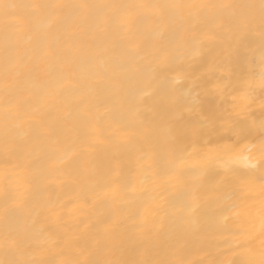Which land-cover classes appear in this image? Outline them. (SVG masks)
Here are the masks:
<instances>
[{"label":"bare ground","instance_id":"6f19581e","mask_svg":"<svg viewBox=\"0 0 264 264\" xmlns=\"http://www.w3.org/2000/svg\"><path fill=\"white\" fill-rule=\"evenodd\" d=\"M2 2L253 5L250 11L256 25L252 31L236 35L225 30V36L205 47L204 55L194 59L181 56L175 71L140 82L141 96L146 94L136 104L140 123L126 131L131 143L117 148L104 139L119 126L108 114L123 111L132 102L127 96L132 68L122 57L120 46H106L103 39L93 43V37L101 33L93 30L85 34L76 21L68 29L73 34L69 38L55 29L54 20V27L46 30L27 10L9 17L19 23L18 51L28 50L17 92L28 103L21 119L16 120V107L6 103L5 86L12 83V76H5V18L0 11V260L19 258L6 250V230L34 221L47 233L63 237L62 253L46 244L33 249L35 258L45 264L84 258L101 264L110 260L183 264H248L255 260L258 264L264 241V188L260 181L248 179L247 170L239 168L236 183L221 186L223 169H204L197 164L204 154L214 155L210 150L218 146L227 144L240 150L259 136V124L264 121V90L259 87L261 0ZM45 33L47 39L38 48L34 42ZM158 39L155 32L137 39L136 47L145 46L141 56H146L147 42ZM54 51L55 61L70 69L62 81L65 91L58 98L45 97L38 105L34 93L49 78L46 69ZM137 60L147 62L141 57ZM118 64L123 67L118 68ZM165 77L168 80L162 84ZM248 83L255 89L251 100L244 96ZM176 99L178 107L172 104ZM36 108L40 109L39 116L32 115ZM237 113L239 119L254 126L248 141L237 142L235 136L219 128L206 129L198 139L189 135L190 128L200 126L205 118L235 117ZM41 120L43 127L39 126ZM48 125L54 134H49ZM38 128L43 133L40 140H33L22 153L11 151L14 135L21 142L23 137L18 133L34 134ZM150 130L154 133L151 139L146 137ZM171 136L177 137L180 151H172L168 144ZM65 154L71 159L61 163L60 156ZM178 156L184 158L182 173L173 171L180 163ZM193 205L197 211L190 216L188 209ZM81 249L87 250L85 255L78 254Z\"/></svg>","mask_w":264,"mask_h":264},{"label":"snow or ice","instance_id":"6c2138e0","mask_svg":"<svg viewBox=\"0 0 264 264\" xmlns=\"http://www.w3.org/2000/svg\"><path fill=\"white\" fill-rule=\"evenodd\" d=\"M254 6H238L230 3H145V4H107V5H88V4H6L0 0V11L4 16L3 27V55L5 61V76L11 74L12 83L5 86L6 103L16 107L15 119L20 120L21 111L27 100H21L18 97L19 77L24 67L25 57L28 56V50L23 53L18 51L20 42L17 40V28L19 23L16 20H10L9 17L19 16L22 13L19 10H27L28 15L43 24L44 28L52 29V21H55V29L63 32L71 38L72 33L68 31L74 21L78 22L85 34H90L93 30L101 33L100 36L93 37V43L97 39H103L106 46L119 45L121 55L130 64L132 74L129 76V87L127 91L128 98L132 101L129 106L120 112H112L108 115L119 126L113 129L111 135L105 137V142L117 148L124 147L131 143L132 137L126 134L129 127L136 126L139 122L136 104L146 94L141 96L142 89L140 82L145 79H152L162 73H168L176 70V61L181 56L196 58L204 55L205 47L210 46L220 37L225 36V30L234 35L244 32H250L256 25V17L250 11ZM244 10L241 11L240 9ZM45 21H47L45 23ZM259 29L261 39V70L259 72V87L264 90V0L260 4ZM111 30V32L109 31ZM155 32L159 37L157 42L148 41L146 44V56H141L145 51V46L136 47L135 41L144 37L146 34ZM114 35V39H113ZM187 38L181 41V37ZM47 39L46 33L37 37L34 42L39 48L43 41ZM55 42V40H54ZM52 60L49 62L46 72L48 79L37 86L34 93L36 103H43L45 97H59L64 91L62 81L68 78L70 69L58 61H55L57 53L54 51ZM137 57L146 59V63H140ZM46 59L48 57H45ZM122 68L123 65H117ZM181 71L183 69L181 68ZM231 74V70L229 72ZM107 76L108 74L105 73ZM73 79L75 75L73 74ZM167 77L161 82L166 83ZM207 83V81H204ZM176 83L180 80L177 78ZM254 86L248 83L244 90V96L251 100L254 96ZM172 104L179 106V100H173ZM10 115L6 113V116ZM33 116L40 115V109L36 108L32 112ZM239 114L221 116L219 118H205L200 122V126H193L189 130V135L198 139L204 134L206 129L216 131L219 128L223 133H230L235 136L237 142L248 141L253 135L254 126L247 124L238 118ZM220 123L217 125L216 120ZM44 121L39 122L43 127ZM19 127V124L16 125ZM50 135L54 134L51 125H48ZM23 137L21 142L16 141V136L11 138V151L22 153L24 148L32 144L33 140H40L43 133L36 130L34 134L18 133ZM154 133L150 130L146 137L151 139ZM9 139L6 135V144ZM178 139L171 136L168 144L172 146L173 152L180 151L176 147ZM215 154H204L197 167L211 169L218 167L223 169L224 175L221 180V186L235 184L237 177L235 173L239 168L247 170L248 179L259 180L261 187L264 188V121L259 124V136L256 141L246 143L243 149L235 150L232 145L218 146L217 149L210 150ZM246 153V154H245ZM71 159L69 154L60 156L63 163ZM180 161L173 171L182 173L183 156H178ZM25 161L21 160V165ZM258 173V175H257ZM197 211L195 205L189 207V215H194ZM4 243L6 250L13 253L14 257L10 260H0V264H45V262L35 258L33 249L46 244L49 249H59L63 252V237L58 233H47L43 227H37L33 221L31 224L17 223L9 227L4 234ZM86 249H81L79 255H85ZM251 253V250H249ZM57 264H101L100 261L84 259H65ZM103 264H183L177 261H105ZM228 264H236V261H229ZM248 264H257L255 260H250ZM258 264H264V241L261 242V259Z\"/></svg>","mask_w":264,"mask_h":264}]
</instances>
